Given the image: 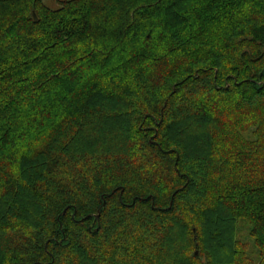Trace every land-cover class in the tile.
<instances>
[{
	"label": "trees",
	"instance_id": "1",
	"mask_svg": "<svg viewBox=\"0 0 264 264\" xmlns=\"http://www.w3.org/2000/svg\"><path fill=\"white\" fill-rule=\"evenodd\" d=\"M53 1L0 0V264H264V0Z\"/></svg>",
	"mask_w": 264,
	"mask_h": 264
},
{
	"label": "rangeland",
	"instance_id": "2",
	"mask_svg": "<svg viewBox=\"0 0 264 264\" xmlns=\"http://www.w3.org/2000/svg\"><path fill=\"white\" fill-rule=\"evenodd\" d=\"M46 4L51 6V7L57 6L56 2L53 0H46ZM238 238L243 242L249 243L250 246H252V244H253V239L250 236V228L247 226L240 229V231L238 233Z\"/></svg>",
	"mask_w": 264,
	"mask_h": 264
},
{
	"label": "water",
	"instance_id": "3",
	"mask_svg": "<svg viewBox=\"0 0 264 264\" xmlns=\"http://www.w3.org/2000/svg\"><path fill=\"white\" fill-rule=\"evenodd\" d=\"M195 255H196V256L199 255V251H198V250L195 251Z\"/></svg>",
	"mask_w": 264,
	"mask_h": 264
}]
</instances>
